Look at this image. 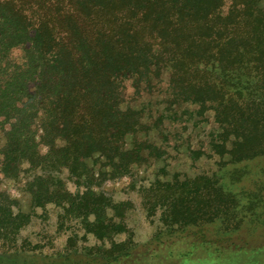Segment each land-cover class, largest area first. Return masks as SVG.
I'll list each match as a JSON object with an SVG mask.
<instances>
[{"label": "trees", "instance_id": "trees-1", "mask_svg": "<svg viewBox=\"0 0 264 264\" xmlns=\"http://www.w3.org/2000/svg\"><path fill=\"white\" fill-rule=\"evenodd\" d=\"M165 74L177 102L213 110L220 130L213 147L222 157L230 154L232 164L264 158V0H0L3 172L15 176L28 161L36 170L53 164L77 174L96 154L116 168L142 162L146 142L126 143L142 126L138 112L122 108L127 82L150 90ZM236 176L225 169L178 178L180 187L165 183L158 199L187 202L171 215L182 213L183 224L204 212L203 199L208 220L227 223L241 203L225 184ZM30 184L36 205L60 204L99 230L125 228L110 222V204L93 191L71 192L46 173ZM245 198L252 212L263 200ZM5 207L0 202V220ZM9 210L0 236L25 224Z\"/></svg>", "mask_w": 264, "mask_h": 264}, {"label": "rangeland", "instance_id": "rangeland-1", "mask_svg": "<svg viewBox=\"0 0 264 264\" xmlns=\"http://www.w3.org/2000/svg\"><path fill=\"white\" fill-rule=\"evenodd\" d=\"M20 54V50L14 53ZM171 94L167 74L150 90L138 91L132 81L127 82L122 108L138 112L142 126L127 135L126 143L132 147L138 138L148 146L144 160L128 168H116L96 154L81 173L53 164L36 170L22 161L23 170L8 176L2 169L6 137L0 131V202L7 206L0 224L10 221V207L23 214L25 223L17 232L11 228L9 235L0 236V264H264V158L232 164L230 154L222 157L213 147L220 133L213 110L191 101L177 102ZM231 145L230 141L228 148ZM225 169L241 172L232 183H225L241 198L239 205L233 199V206L237 205L225 216L227 223L208 220L204 213L211 207L203 199L204 212L193 213L183 224L182 213L174 219L171 215L187 202L158 199L167 193V182L180 187L178 178L212 176ZM36 173L62 179L71 192L97 193L96 199L110 204V222L125 228L99 230L82 214H69L60 204L36 205L30 184ZM247 195L263 198L253 212ZM94 219L89 216V221Z\"/></svg>", "mask_w": 264, "mask_h": 264}]
</instances>
